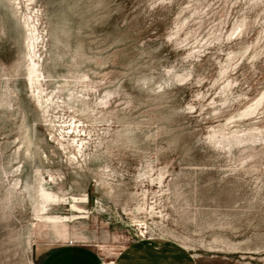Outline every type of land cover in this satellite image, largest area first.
I'll list each match as a JSON object with an SVG mask.
<instances>
[{
  "label": "rangeland",
  "instance_id": "1",
  "mask_svg": "<svg viewBox=\"0 0 264 264\" xmlns=\"http://www.w3.org/2000/svg\"><path fill=\"white\" fill-rule=\"evenodd\" d=\"M139 239L264 264V0H0V264Z\"/></svg>",
  "mask_w": 264,
  "mask_h": 264
},
{
  "label": "crops",
  "instance_id": "2",
  "mask_svg": "<svg viewBox=\"0 0 264 264\" xmlns=\"http://www.w3.org/2000/svg\"><path fill=\"white\" fill-rule=\"evenodd\" d=\"M113 264H197L185 250L170 242L137 240L111 260ZM92 246L63 243L46 250L40 264H107Z\"/></svg>",
  "mask_w": 264,
  "mask_h": 264
},
{
  "label": "built area",
  "instance_id": "3",
  "mask_svg": "<svg viewBox=\"0 0 264 264\" xmlns=\"http://www.w3.org/2000/svg\"><path fill=\"white\" fill-rule=\"evenodd\" d=\"M140 236H141V238H146L145 234H141ZM70 244L73 245L74 243H70ZM107 264H113V262H107Z\"/></svg>",
  "mask_w": 264,
  "mask_h": 264
},
{
  "label": "bare ground",
  "instance_id": "4",
  "mask_svg": "<svg viewBox=\"0 0 264 264\" xmlns=\"http://www.w3.org/2000/svg\"><path fill=\"white\" fill-rule=\"evenodd\" d=\"M32 65H33V67H35V64H34V62L32 61Z\"/></svg>",
  "mask_w": 264,
  "mask_h": 264
}]
</instances>
